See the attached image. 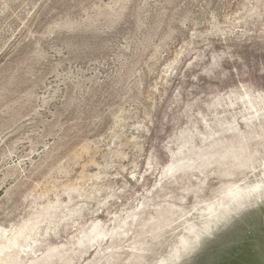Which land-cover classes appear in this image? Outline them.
<instances>
[{
	"label": "rangeland",
	"instance_id": "obj_1",
	"mask_svg": "<svg viewBox=\"0 0 264 264\" xmlns=\"http://www.w3.org/2000/svg\"><path fill=\"white\" fill-rule=\"evenodd\" d=\"M262 77L264 0H0V264L83 263Z\"/></svg>",
	"mask_w": 264,
	"mask_h": 264
},
{
	"label": "water",
	"instance_id": "obj_2",
	"mask_svg": "<svg viewBox=\"0 0 264 264\" xmlns=\"http://www.w3.org/2000/svg\"><path fill=\"white\" fill-rule=\"evenodd\" d=\"M177 135L157 181L81 264H264V93H238Z\"/></svg>",
	"mask_w": 264,
	"mask_h": 264
},
{
	"label": "snow or ice",
	"instance_id": "obj_3",
	"mask_svg": "<svg viewBox=\"0 0 264 264\" xmlns=\"http://www.w3.org/2000/svg\"><path fill=\"white\" fill-rule=\"evenodd\" d=\"M262 81H264V77H262ZM261 89H264V82L260 84Z\"/></svg>",
	"mask_w": 264,
	"mask_h": 264
},
{
	"label": "bare ground",
	"instance_id": "obj_4",
	"mask_svg": "<svg viewBox=\"0 0 264 264\" xmlns=\"http://www.w3.org/2000/svg\"><path fill=\"white\" fill-rule=\"evenodd\" d=\"M8 256V254L4 255V257Z\"/></svg>",
	"mask_w": 264,
	"mask_h": 264
}]
</instances>
